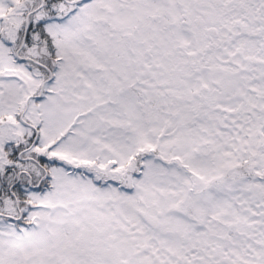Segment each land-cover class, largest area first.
I'll return each mask as SVG.
<instances>
[{
    "label": "snow or ice",
    "instance_id": "obj_1",
    "mask_svg": "<svg viewBox=\"0 0 264 264\" xmlns=\"http://www.w3.org/2000/svg\"><path fill=\"white\" fill-rule=\"evenodd\" d=\"M0 264H264V0H0Z\"/></svg>",
    "mask_w": 264,
    "mask_h": 264
}]
</instances>
